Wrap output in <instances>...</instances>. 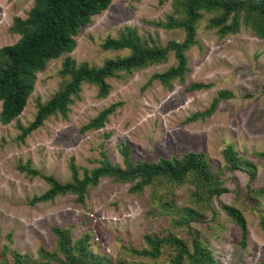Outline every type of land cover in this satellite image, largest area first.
Wrapping results in <instances>:
<instances>
[{
    "label": "rangeland",
    "instance_id": "rangeland-1",
    "mask_svg": "<svg viewBox=\"0 0 264 264\" xmlns=\"http://www.w3.org/2000/svg\"><path fill=\"white\" fill-rule=\"evenodd\" d=\"M172 2L113 0L107 10L82 27L71 55L78 62L88 61L98 66L106 58L125 55L128 51H105L101 46L107 36L117 37L125 26L137 27L139 34L147 38L158 37L163 45L170 40L181 41L184 30L151 23L165 21L173 10ZM33 4L34 0H0V48L19 39V34L10 31L13 19L26 17ZM208 18L209 15L205 16L198 28V44L186 51L190 69L183 82L174 80L172 89L159 80L147 85L154 73L163 72L176 62L171 52L167 62L149 65L125 81L108 79L113 88L106 98L98 96V86L84 83L81 98L71 105L68 118L51 116L21 142L18 122L29 124L37 112V101H46L59 88V69L65 55L50 61L38 73L23 113L9 124L0 121V249L10 243L11 248L37 258L41 246L54 247L57 240L54 226L74 225V239L90 232L93 251L115 257L122 242L141 245L146 232L167 225L166 218L148 214V188L143 194H135L130 192V184H116L107 177L89 190L84 203L78 202L73 194L32 203L50 184L41 176L20 170L19 164L29 162L30 167L45 175L67 182L72 178V158L83 175L84 168L99 165L95 160L102 159L101 150L113 163L123 165L120 149L129 144L133 161L178 157L193 150L204 152L216 168L225 165L223 150L227 144L234 143L243 156L257 164L258 174L250 182L245 173L226 170L222 179L228 191L214 199V206L220 210L221 201L240 207L248 235L243 242L240 227L221 212L225 228L219 239L210 241V247L217 264H264V229L259 211L249 209L253 203L247 191V185L256 189L264 185V157L254 154L264 150V39L249 29L221 38L215 30L206 28ZM194 82L211 83V86L190 91L188 87ZM221 90H230L233 96L221 99L205 120L188 121L196 111L207 110ZM115 102L122 104L103 128L82 132L91 118ZM191 189L189 185L175 188L179 205L186 204ZM243 200L246 207L241 205ZM261 209L264 211L263 199ZM192 226L209 235L205 223ZM8 260L13 261L11 254Z\"/></svg>",
    "mask_w": 264,
    "mask_h": 264
},
{
    "label": "trees",
    "instance_id": "trees-1",
    "mask_svg": "<svg viewBox=\"0 0 264 264\" xmlns=\"http://www.w3.org/2000/svg\"><path fill=\"white\" fill-rule=\"evenodd\" d=\"M113 0H34L26 17L15 16L10 31L20 35L10 45L0 48V121L9 124L24 111L35 89L38 73L46 69L47 64L65 57L59 69L61 83L56 92L46 101H37L34 119L27 125L18 122L21 133L18 140L25 142L34 130L42 127L51 116L61 115L68 118L71 105L80 99L84 83L98 86V96L106 98L113 85L108 79L123 80L149 65H159L169 59L174 52L176 62L163 72L154 73L147 85L159 80L166 88H173V81L183 82L190 67L186 51L198 44L197 31L205 16L209 15L206 28L215 30L219 37L238 34L249 29L255 36L264 39V0H173V10L165 21H151L153 25L166 29H182L185 36L181 41L170 40L161 44L158 37H145L139 34L137 27L125 26L117 37L111 35L101 43L105 51H128L106 58L101 65L88 61L78 62L71 52L77 47V36L82 27L88 25L95 15L107 10ZM163 2V0H160ZM211 83L194 82L190 91L206 89ZM264 95V85L262 89ZM250 95V94H249ZM233 92L221 90L213 98L211 105L204 111H196L188 121L205 120L216 110L221 99L230 98ZM122 102H115L101 110L82 127V132L103 128ZM123 165L111 161L104 150L102 159H96L98 166L79 168L72 158L70 181L61 182L53 175H45L30 167V163L19 164V168L31 176H41L50 188L34 197L32 203L46 202L57 196L76 195V200L85 202L89 190L97 187L102 178H110L113 183L130 184V192L149 193L148 214L167 219V225L159 230L146 232L142 244L132 241L122 242L115 257L96 253L92 249V234L84 233L74 239L72 228L54 226L52 229L57 240L52 249L41 246L37 258L11 248L10 243L0 249V262L3 264H217L210 247L212 239H219L225 222L220 219L221 212L228 221L238 225L242 231V241L248 235L246 218L240 207L220 201L218 210L214 199H219L228 191L222 176L224 172L238 170L245 173L249 181L256 179L258 166L243 156L234 143L223 150L225 165L213 168L204 152L190 150L180 156L163 157L147 161L132 160L129 144L121 147ZM254 154L264 157L263 151ZM192 187L186 204L179 205L176 187ZM253 207L258 210L264 229V185L252 188L247 185ZM237 195L239 192L236 193ZM241 205L246 207L244 200ZM211 216L207 219V213ZM205 223L208 236L193 223ZM11 238V235H8ZM11 254L13 261H9Z\"/></svg>",
    "mask_w": 264,
    "mask_h": 264
}]
</instances>
